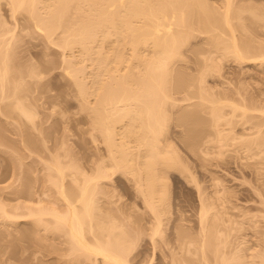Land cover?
<instances>
[{
	"label": "rangeland",
	"instance_id": "obj_1",
	"mask_svg": "<svg viewBox=\"0 0 264 264\" xmlns=\"http://www.w3.org/2000/svg\"><path fill=\"white\" fill-rule=\"evenodd\" d=\"M204 1L206 7L200 8L201 13L191 15L180 26L185 39L179 45L180 55L170 61V84L167 81L166 85L169 98L161 106L167 119L162 145L175 151L183 168H170L162 175L161 181L168 183L170 211L163 225L164 238L156 236L154 242L149 233L155 224L154 214L141 190L143 172L140 179L137 174L111 166L102 133L95 131L91 123L92 102H88L90 107L87 103L84 106L77 84L66 73L65 58L70 55L57 45L60 31L47 39L27 13H14L8 0H0L4 23L0 44L11 51L7 56L11 71L4 92L0 91L4 97L0 102V202L7 206L6 214L0 212V264H104L100 258L94 262V256L89 259L74 251L66 229L51 215L45 214L39 220L29 212L30 205L31 211L36 205L61 213L67 210L52 183L53 175H57L52 163L64 167V187L72 196L78 194V183L84 177L100 173L99 169L108 175L99 180L94 227L103 224L124 233L127 240L130 236L136 239L134 249L130 247L132 251L127 253L132 264H185L190 259L192 264H199L200 252L176 253L164 239L177 245L194 240L191 248L198 249L202 225L207 236L212 228L219 238L229 239L228 255H236L228 264H255L254 253L264 244V142L253 148L246 142L255 136L264 141V121L261 130L253 127L259 118L264 120L259 108L264 109V65L260 61L240 62L224 50V39L229 37L223 16L228 2ZM230 1L232 21L240 38L241 18L236 14L246 0ZM251 3L258 4L254 0ZM259 3L264 6L263 0ZM89 70L86 64L85 75L81 74L86 83L91 80ZM239 92L245 98H239ZM217 98L244 101L260 110L249 111L250 120L239 110L231 117L232 106L225 103L223 109L231 122L224 118L213 125L208 99ZM15 101L32 112L31 119L8 109ZM193 131L197 136L192 135ZM128 145L134 155L137 141L129 140ZM72 165H76L77 172ZM203 207L207 210L202 222ZM87 231L93 237L94 232ZM96 231L98 234L100 230ZM205 250L212 255V246Z\"/></svg>",
	"mask_w": 264,
	"mask_h": 264
},
{
	"label": "bare ground",
	"instance_id": "obj_2",
	"mask_svg": "<svg viewBox=\"0 0 264 264\" xmlns=\"http://www.w3.org/2000/svg\"><path fill=\"white\" fill-rule=\"evenodd\" d=\"M197 1L201 4L196 0H8L12 12L21 10L27 13L35 27L47 39H50L56 30L60 31L57 45L70 55L68 59L65 58L66 73L77 84L84 106L92 102L89 103L91 107L88 105L91 109V123L95 131L102 133L109 150L111 166L115 170H128L137 174L140 179L143 176L144 185L141 190L144 201L150 207L155 219V224L150 227L152 231L149 232L152 238L150 239L154 242L157 240L156 236H164L163 225L166 224L164 222L170 211L168 183L161 181L162 175H166L170 168H183V162L175 151L162 145L165 134L163 125L167 120L162 103L164 104L169 98L166 85L170 84L168 80L170 78L168 75L171 73L170 61L180 55L179 45L185 39L181 37L180 26L185 25L191 15L201 13L200 8L203 10L202 8L206 7L203 4L204 0ZM251 1L246 0L236 14L241 18L240 40L238 28L232 21L231 3L233 2L226 0L228 3H226L227 7L225 5L226 11L223 16L224 23L229 28L227 34L229 37L224 39L223 48L235 55L240 62L260 61L261 65H264V6L259 3L262 0H254L261 6L252 4ZM1 21L3 20L0 18V29H3L4 23L2 24ZM8 52H11L9 48L4 50L2 45L0 46V91L3 92L5 80L9 78L8 72L11 71L8 67L10 57H7L10 55ZM86 64L90 66L87 73L91 76L89 83H86L82 77L85 75ZM239 94L241 95L239 98H245L243 93L239 92ZM90 96H93L92 99L88 98ZM2 98L4 99L0 96V102ZM221 99H208L211 103L213 125H218L224 118L231 122L232 119L226 118V115L230 113L233 117L237 115L236 110L241 111V115L248 120L252 118L248 115L249 111L261 109L260 111L264 112L262 107H259L260 109L251 107L252 105L244 104V101L236 103L235 99L233 101ZM16 102L8 109L16 110L31 119L32 112L25 109L20 102ZM225 103L232 106L229 113L223 109L222 104ZM263 121L259 118L254 122L253 127L258 131L261 130ZM192 135L197 136L194 131ZM251 139L246 142L249 148H253L254 145L261 147L264 142L256 136ZM129 140L137 141L138 149L134 155H131L133 152L128 145ZM52 166L57 171V175H53L52 183L59 189L67 210L61 213L46 205H40L38 208L36 205L31 211L32 205L29 204V208L27 204L29 212L33 215L29 214L34 217L37 215L36 218L39 220H42L45 214L51 215L61 228L66 229L72 243L71 248L73 247L74 251L78 250L80 255L86 254L89 259L90 256H94V259L92 257L94 262L96 260L98 262L100 258L104 264H132L128 259L130 254L127 253L136 239L132 240L130 236L133 242L131 243L124 233H116L113 227L109 229L108 226L107 229L103 224L105 228L101 227L102 225L94 227L92 217L95 195L99 192V180L108 175L99 169L101 171L98 172L99 174L84 177L78 183V194L72 196V193H68L64 187V167L55 163H52ZM75 166L72 165L71 168L77 172L78 168ZM139 176L136 178L138 179ZM74 179H78L76 175ZM140 179L137 181L140 182ZM5 205L6 203L0 202V212L7 211ZM80 206L82 210L79 209ZM206 210L202 209V222ZM86 225L89 228H86ZM53 226L59 228L54 222ZM202 227L203 235L198 249L191 248L194 240L180 242L177 245L168 238L166 241L164 239V243L166 242L176 253L191 250L194 254L200 252L199 264H228L236 255H228L226 246L229 239L219 238V234L212 228L210 235L207 236L205 226ZM94 228L100 230L98 234ZM87 229L94 232L93 237L91 235V238L89 237L86 233ZM181 239L183 240L182 237ZM209 246H212V255L205 250ZM254 257H256L255 264H264V244L254 253ZM179 259L183 260L184 257ZM175 261L174 259L172 262ZM192 263L193 259L185 262V264Z\"/></svg>",
	"mask_w": 264,
	"mask_h": 264
}]
</instances>
